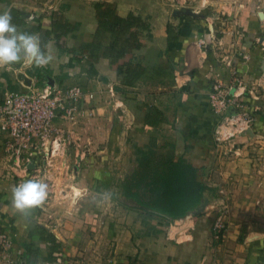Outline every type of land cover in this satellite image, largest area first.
I'll list each match as a JSON object with an SVG mask.
<instances>
[{
  "label": "crops",
  "instance_id": "obj_1",
  "mask_svg": "<svg viewBox=\"0 0 264 264\" xmlns=\"http://www.w3.org/2000/svg\"><path fill=\"white\" fill-rule=\"evenodd\" d=\"M177 1L201 8V0ZM203 1L210 5L201 9L206 16L193 19L189 14L175 13L173 0H0V11L10 10L18 31L37 35L51 57L43 65L27 60L11 66L0 64V103L5 91L37 88L43 79L63 86L86 83L92 91L97 90L95 95L110 98L105 103L113 101L112 95L119 101V118L111 123L112 134H120L121 126L131 123L138 145L157 143L171 151L164 159H182L196 169L192 178L203 188L198 207L205 205L204 209L171 222L165 231H149L150 235H143L149 243L148 253L146 246H140L141 250L129 246L122 250L129 256L117 264H264V0ZM103 2L112 4L120 15L132 13L145 23L131 30L141 46L130 49L122 59L141 63L146 71L132 84L113 64L111 36L101 40L95 36L96 4ZM62 15L70 29L58 37L51 31ZM34 26H41V30L32 29ZM200 36L207 38L206 46L198 43ZM93 49L96 58L91 54ZM223 57L230 58L233 65ZM215 83L228 95H239V100L260 107L253 133L231 143L233 149L228 152L217 151L213 144L220 119L210 104ZM152 106L164 118L156 126L145 121ZM109 107L96 103L88 109L91 115L87 117L98 116L97 121L106 125ZM3 141L0 135V217L12 225V261L60 264V258L47 250L43 229L62 240L43 220V205L25 213L11 207V190L17 185L14 172L19 169L6 162ZM223 201L228 228L223 239L215 242L214 216Z\"/></svg>",
  "mask_w": 264,
  "mask_h": 264
},
{
  "label": "rangeland",
  "instance_id": "obj_2",
  "mask_svg": "<svg viewBox=\"0 0 264 264\" xmlns=\"http://www.w3.org/2000/svg\"><path fill=\"white\" fill-rule=\"evenodd\" d=\"M169 2L172 3V0ZM200 5L201 8L198 9L197 6L192 7L188 3L182 4L173 0L175 13L179 11L180 14H189L193 19L206 16L201 9L208 8L209 2L205 4L201 0ZM190 10L193 11L192 14ZM197 39L201 45L206 46L205 43H208L204 36ZM223 59L229 66L233 65L226 57ZM48 81L43 79L41 85L44 86ZM72 84L75 83H68ZM79 84L85 90L92 91L90 85L80 82ZM96 92L97 90L94 94ZM111 97L113 101L105 103L110 98L97 93L91 100L87 98L79 102L76 121L72 122V119L54 121L55 126L58 121V129L66 139V153L57 159V164L47 172V175H42L44 181L48 183L49 195L42 204L44 208L41 209L44 212L45 223L57 230L63 241L61 252L56 254L60 258L58 260L60 264H117L121 258L128 255V252L122 250L134 245L139 249L140 246H146L145 252L148 253L149 243L143 239V235L157 228L158 233L161 229L165 231L169 229L171 222L184 220L198 210L197 208L180 217L172 215L170 218L165 217L166 220L160 219L155 211V205L152 204L154 188L150 186V174L157 161L161 157L164 159L170 156L171 151L153 142L138 145L137 141H134L131 123H124L119 129L120 134L117 135L115 131L112 134L111 128L114 127L111 123L117 122L119 118V111L116 109L119 101L116 96ZM96 103L111 105L109 107L111 109L105 112L110 117L106 120L109 125H102L100 120L97 121L98 116L97 119L96 116L87 117L91 115L88 109L95 107ZM107 134L110 135L107 137ZM229 148L233 149L228 145L226 149ZM21 173V170L14 172V179H19ZM39 173L41 172L35 170L29 177L34 176L35 179L39 177ZM220 211L225 212L226 219L227 207L222 205ZM149 213L154 216L149 217ZM0 222L9 241L7 249L0 243V264H17L10 256L14 245L12 225L1 217ZM156 233L154 231V235ZM26 263L21 261L18 264Z\"/></svg>",
  "mask_w": 264,
  "mask_h": 264
},
{
  "label": "built area",
  "instance_id": "obj_3",
  "mask_svg": "<svg viewBox=\"0 0 264 264\" xmlns=\"http://www.w3.org/2000/svg\"><path fill=\"white\" fill-rule=\"evenodd\" d=\"M204 3L206 4L205 1ZM227 60L232 64L231 59ZM236 72L237 69H234V74ZM94 95L93 91L85 90L81 85L63 86L55 80L27 91H5L0 103V135L4 139L2 146L6 162H13L10 165L22 171V176L16 180V184L33 179L34 176L30 178L29 174L35 170L41 172L35 179L44 181L42 175H47L57 164V159L66 153V139L54 121H76L79 102L87 98L91 100ZM237 96L239 95H228L219 83L212 86L210 104L220 115L213 135V144L217 151H231L230 148L226 149L228 145L249 135L248 129L254 127L259 105L241 101ZM253 97L258 99L257 96ZM252 102L256 103V100ZM30 163H34V167L30 168ZM221 195L224 197V193ZM222 204L226 207L224 201ZM212 228L214 241H221L228 228L224 211L219 210ZM7 237L0 222V243L4 249L8 248Z\"/></svg>",
  "mask_w": 264,
  "mask_h": 264
},
{
  "label": "trees",
  "instance_id": "obj_4",
  "mask_svg": "<svg viewBox=\"0 0 264 264\" xmlns=\"http://www.w3.org/2000/svg\"><path fill=\"white\" fill-rule=\"evenodd\" d=\"M96 10L98 29L95 36L97 40H101L108 34L111 36V43L109 44L111 52H109L113 64L117 66L118 74L124 75L126 82L132 84L146 71L141 63H133L122 59L125 58V54L130 49L141 46L140 42L137 41L138 35L136 32H131V30L136 26L144 27L145 23L140 17L132 13H128L126 16L120 15L116 8L108 2L96 4ZM63 17L62 15L53 23L54 30L51 32H56L58 37L65 35L70 29V24ZM32 29L41 30V26H34ZM168 32L169 37L171 34L172 39L174 33L170 28V24L168 25ZM91 54L95 56L94 49ZM160 114L162 112L156 107H149L145 121L156 126L164 120ZM195 170L191 163L182 159L177 162L172 161V159H159L157 161L150 174V186L152 185V188H154L152 204L155 205V211L159 214L161 220H166L172 215H175V217L184 216L198 207L203 199V188L195 178H192V172ZM148 215L149 217L154 216L152 213ZM47 232L46 229H43V233L46 234L44 238L48 241L47 250L57 258L56 254L61 252L63 243L58 240L56 235Z\"/></svg>",
  "mask_w": 264,
  "mask_h": 264
},
{
  "label": "clouds",
  "instance_id": "obj_5",
  "mask_svg": "<svg viewBox=\"0 0 264 264\" xmlns=\"http://www.w3.org/2000/svg\"><path fill=\"white\" fill-rule=\"evenodd\" d=\"M50 59L37 35L18 31L11 11H0V64L11 66L27 60L43 65ZM48 187V183L40 179H27L17 184L11 190V207L25 213L40 206L49 195Z\"/></svg>",
  "mask_w": 264,
  "mask_h": 264
},
{
  "label": "water",
  "instance_id": "obj_6",
  "mask_svg": "<svg viewBox=\"0 0 264 264\" xmlns=\"http://www.w3.org/2000/svg\"><path fill=\"white\" fill-rule=\"evenodd\" d=\"M190 12H191V14L193 13L192 10H190ZM49 82L53 83V80H50ZM248 133H249V134H252V133H253V129H248ZM29 167H30V168L34 167V163H30V164H29ZM204 207H205V205H202V206H200V207H197V208H198L197 211H202V210L204 209ZM197 208H196V209H197Z\"/></svg>",
  "mask_w": 264,
  "mask_h": 264
}]
</instances>
